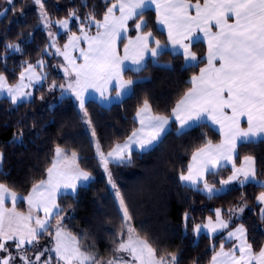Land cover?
Returning <instances> with one entry per match:
<instances>
[{"label":"trees","instance_id":"trees-1","mask_svg":"<svg viewBox=\"0 0 264 264\" xmlns=\"http://www.w3.org/2000/svg\"><path fill=\"white\" fill-rule=\"evenodd\" d=\"M42 2L44 11L52 19H69L72 12L76 13L71 17L69 30L57 36L59 45L67 43L73 33H81V24L84 30L95 31L94 25L88 26L86 16L92 12L97 20H102L111 4V0H87V6L84 0ZM0 12H4L0 15V73L13 84L29 64L39 66L40 60L46 61L44 70L47 73L44 83L36 87L33 99L14 104L7 96H0V151L5 156L0 164V183L23 197L27 196L35 184L46 179L57 147L67 153L75 152L80 167L92 176L91 181L81 185L75 193L59 196V212L52 217V227L47 230L52 236L59 224L74 234L80 248L95 255L101 264L119 256L121 252L117 253L115 249L128 233L116 196L118 191L136 233L156 249L158 258L176 255L178 264H209L221 244L230 248L233 243L226 240L224 233L214 236L202 233L196 237L194 226L213 217L217 208L231 217L232 211L240 204L246 205V213L232 220L230 226L243 223L253 250L258 252L263 248L264 213H261L257 196L264 187L256 182H246L208 195L200 187L189 186L180 179L188 170L196 149L209 140L212 143L221 140V134L213 125L201 122L178 133L173 121L169 131L152 148L133 151L131 159L124 163L110 162L108 167L115 190L109 183L88 129L87 119L95 131L100 151L107 153L137 128L135 115L145 100L156 114L171 117L172 109L191 88V78L206 62L203 41L192 42V49L198 56L195 66L185 64L184 56L179 52L167 51L157 58L159 63L148 59L140 71L127 69L124 72L126 78L136 83L131 93L120 102L103 106L97 100L89 99L81 109L74 97L65 94L60 97V89L47 86L49 82L59 84L67 79L58 72V56L48 51L50 38L41 22L39 5L34 0H13L12 4L0 0ZM141 19L146 21L143 30L168 44L153 9L130 21L129 36L136 33L134 24ZM126 39H122L121 45ZM8 44H18L19 50L7 48ZM19 132L23 133L22 142L14 139ZM245 156L254 157L256 178L264 181V142L239 144L235 167ZM232 165L209 172L206 182L221 184L220 181L231 175ZM27 207L24 199L17 205L20 211L27 210ZM7 253L0 251V257ZM53 259V263H57L55 257Z\"/></svg>","mask_w":264,"mask_h":264},{"label":"snow or ice","instance_id":"snow-or-ice-1","mask_svg":"<svg viewBox=\"0 0 264 264\" xmlns=\"http://www.w3.org/2000/svg\"><path fill=\"white\" fill-rule=\"evenodd\" d=\"M12 4L13 0H6ZM39 5L41 22L49 24L47 12L44 11L42 0H34ZM87 6V0H84ZM155 6L157 19L161 25L167 27V39L169 44H161L154 38L151 32L138 34L135 40L129 38L124 45V55L121 57L117 50V42L123 33L127 31L129 20L140 18L144 11ZM7 9L5 10V12ZM119 15H116V12ZM195 12V15L192 14ZM23 14V13H21ZM4 15V12H0ZM76 13L72 12L71 17ZM69 19L56 21L57 24L67 29ZM88 26H95L97 31L89 36L81 24V35L72 34L68 43L64 45L65 51L60 53L68 61L70 67L64 68L66 74H75L74 80L67 88L75 93L79 99L81 109L84 108V94L89 89L100 93L101 97L107 99L108 85L117 82L118 91L116 96H122L130 91L136 81L123 78L125 69L124 61L131 60L135 68L130 71H140L145 55L157 59L167 51L176 53L177 47L182 49L179 54L184 55L188 66H195L191 62L197 61L196 53L190 50V43H200L207 39V66L200 69L198 76L191 78L193 87L190 88L172 109L174 119L179 123L177 132L186 127H191L195 121L209 119L213 124L220 126L223 140L219 144H213L211 140L193 153V163L188 167V174H181L180 179L191 183L199 182L204 172L218 167L220 162L232 161L236 152L238 141L264 142V0H116L108 7L102 20H97L94 13L86 16ZM232 22H229V21ZM134 27L139 30L146 27V21L140 20ZM213 27L218 31H212ZM198 33H202L199 35ZM51 36L52 33H49ZM86 40L88 49H80V55L84 63L77 64L71 57V49L78 48L79 42ZM154 43L155 47H149ZM171 45V47H169ZM52 46H55L53 38ZM7 48L19 50L18 44H8ZM59 52V48H57ZM215 61H219V67ZM41 65L43 61H39ZM33 65L29 64L24 72L20 74L21 83L16 87L6 84V78L0 75V93H7L12 103L23 100L30 93L22 89L26 87L23 81L25 73L31 72ZM31 79V77H29ZM56 85L54 84L53 87ZM60 87H64L60 85ZM230 110L231 114L226 111ZM140 128L134 130L124 143H116L110 151L105 154L100 151L99 142L96 143L97 153L102 162L105 172L108 173L109 183L115 187L108 171L109 162L124 163L131 159L132 146L139 149L149 148L153 142L159 141L168 130L170 117L153 115L147 100L137 111ZM245 120L247 127H241V121ZM90 123V121H89ZM93 136L95 132L93 131ZM23 133L15 134L14 139L22 142ZM56 156L52 166L47 169V179L40 180L32 188L27 197H18L7 185L0 183V251L8 252L5 241H15V248L19 250L18 256L23 264H32L27 256L25 245L38 243V237L51 226L49 219L52 211L58 209L56 195L61 188L76 190L78 184L89 181L92 177L87 171L80 168L77 163V154L71 153V159L67 157L64 150L56 148ZM4 153L0 151V164L4 161ZM241 167H235L233 163V174L227 180H222V185H228L237 181L241 185L246 182H256L264 187V181L256 180L255 159L251 156L243 158ZM195 170V174H194ZM204 188L209 193L216 191L204 181ZM120 207L123 210L125 222H130L131 217L124 205L123 197L117 191ZM12 203L11 208L5 207L6 200ZM18 199H26L29 206L27 215L16 210ZM257 200L264 203V192H261ZM43 210L44 219L33 215V210ZM240 211H243L241 208ZM217 222L213 224L212 218H208V224L204 228L212 232L228 228V222L220 219V210H216ZM188 219L185 214V220ZM33 223L35 227H33ZM201 225H196L195 230L199 232ZM127 240L121 239L115 251L126 252L132 257L131 262H125L123 257L115 256L103 264H178L176 255L157 258L154 249L146 239H142L135 233V229L127 228ZM246 229L241 225L235 231L228 232L229 238H237L240 243L231 251H224V245H220V251L211 258V264H264V248L256 253L252 245L247 243ZM59 264H101L95 255L82 251L75 236L64 233L58 225L55 234V249ZM237 251L239 256L236 255ZM43 255V253H40ZM40 255L35 259L38 261ZM15 259L11 255L0 257V264H10ZM44 264H50L45 261Z\"/></svg>","mask_w":264,"mask_h":264},{"label":"rangeland","instance_id":"rangeland-1","mask_svg":"<svg viewBox=\"0 0 264 264\" xmlns=\"http://www.w3.org/2000/svg\"><path fill=\"white\" fill-rule=\"evenodd\" d=\"M48 18H49V21H50V23L49 24H44L45 25V28L47 29V32H48V34L49 33H52V35L50 36L49 35V38H50V47L48 48V51L50 50L51 52L50 53H55V55L56 56H58V63H57V68H58V72H62L65 76H66V81L65 82H63V83H53V82H49L48 84H47V86L50 88V89H60L62 92H61V96L60 97H62V95H72V97H74V99L76 100V102H77V97H76V95H75V93H73L70 89H68L67 88V85L70 83V82H72L73 80H74V77H75V74L73 73V74H71V75H69V74H66L65 72H64V68H66V67H70V65L68 64V61L67 60H65V58H64V56L63 55H61L60 53H63L64 51H65V48H64V45L66 44H64V45H59L58 44V39H57V36L60 34V33H64V32H67L68 30H69V27H70V24H71V18H70V21H69V25H68V28L67 29H65V28H63L61 25H59V24H57L56 23V21H58V20H63V19H52V18H50L49 16H48ZM65 19V18H64ZM77 34V33H76ZM53 38H54V40H55V46H52V43H53ZM57 48H59V52H57ZM70 51V55H71V57H73L74 59H75V61H76V63H77V48L76 49H71V50H69ZM73 53H76V55L75 56H73ZM40 61H43V64L41 65L40 63H38V65L39 66H33V69L31 70V72H27V73H25V80L23 81V83H24V85H26V87H24L22 90L24 91V92H27V93H30V95H28V96H26V97H24V99L23 100H20V101H24V100H30V99H33L34 97H35V92H36V87L38 86V85H41V84H43L44 83V81L46 80V78H47V73H46V71L44 70V65H45V63H46V61L45 60H40ZM28 67V66H27ZM25 71V70H24ZM23 71V72H24ZM0 75H3L4 77H5V75L4 74H1L0 73ZM29 77H31V79H29ZM6 78V77H5ZM21 83V81H20V77H19V80L16 82V83H9L8 81H7V79H6V84L8 85V86H11V87H16L18 84H20ZM56 85L55 86V88L53 87V85ZM60 85H63L64 87H60ZM0 96H7L8 98H10V96H8V94L7 93H0ZM11 99V98H10ZM20 101H18V102H20ZM87 121V124H88V129H89V131H90V133H91V136H92V138H93V141H94V143L96 144L97 143V141H98V139H97V137H96V134H95V136H93V131H94V129H93V127L90 125V123H89V121H88V119L86 120ZM95 132V131H94ZM108 171H110V169H109V167H108ZM111 172V171H110ZM106 174H107V176H108V173L106 172ZM108 179H109V177H108ZM111 179H112V181L114 182V179H113V177H112V174H111ZM228 179V178H227ZM227 179H225V180H227ZM256 180L258 181V179L256 178ZM239 182H237V181H232L230 184H228V185H222V184H219V185H214V184H210V183H208L207 182V184L209 185V186H211V187H213L216 191H214L213 193H209L208 191H206L205 190V188L203 187L202 188V190L205 192V193H207L208 195H212V194H214V193H220V192H223V191H225V190H227L231 185H233V184H238ZM114 184H115V182H114ZM111 186H112V184H111ZM112 188L115 190V188H116V185H115V187H113L112 186ZM262 192H264V191H262ZM18 194V193H17ZM260 194V193H259ZM117 196V195H116ZM259 196V195H258ZM257 196V197H258ZM117 200H118V203H119V198L117 197ZM257 202L260 204V209H261V213H264V203H261V202H259L258 200H257ZM28 206V205H27ZM119 206H120V204H119ZM243 209V211H240V209ZM120 209H121V212H122V214H123V210H122V208L120 207ZM217 209H219L220 210V219H222V220H224V221H227L228 222V228H226V229H222V230H217L216 232H212L210 229H207V228H204L203 226L204 225H206V224H208V218L204 221V222H201V223H198V224H196V225H201L202 227H201V230L199 231V232H197L196 230H195V226H194V228H193V232H194V234H195V236L196 237H199L202 233H206V234H208V235H210V236H214V235H217V234H219V233H224V235H225V238H226V240H231L232 241V243H233V245L230 247V248H228V247H225L224 246V251L225 250H229V251H231L232 249H233V247H235V246H237V245H239V243H240V241L237 239V238H235V237H233V238H229L228 237V232H230V231H235V229L236 228H238V227H240L241 225H243V223H241V222H239V223H237L236 225H234L233 227H231L230 226V222L232 221V220H235V219H238V218H241V217H243L244 216V214L246 213V205L245 204H240L239 206H237L233 211H232V214H231V217H227V216H225L224 215V213H223V211H222V209L221 208H217ZM216 209V210H217ZM18 212H21V213H24L25 215H27L28 214V212H29V206L27 207V210H25V211H20V210H17ZM33 215L34 216H39L41 219H44L45 217H44V215H40V213H38V212H36V211H34L33 210ZM212 218V222H213V224H215L216 222H217V216H216V213H215V215L213 216V217H211ZM51 220H52V217L49 219V223H50V227H52V222H51ZM126 224H127V228L129 227V226H131L132 228H134L133 227V224H132V221L130 220V222H126ZM59 224H57L56 226H55V229L57 228V226H58ZM33 227H35V224L33 223V225H32ZM49 227V228H50ZM243 227L246 229V227L243 225ZM48 228V229H49ZM64 230V229H63ZM56 232V231H55ZM55 232L53 233V236L51 235V233H50V231H46V232H44L43 234L45 235V236H43V234L42 235H40L39 237H38V243L37 244H34V245H25V248H26V250H27V256L29 257V259L32 261V264H44V262L45 261H50V264H57V263H53V258L55 257V260H57L58 261V257H57V254H56V252L54 251V249H55ZM64 233H68V234H70V235H72V236H75L74 234H72V233H70V232H68V231H66V230H64L63 231ZM135 233H136V231H135ZM137 234V233H136ZM245 236H246V240H247V243H249L248 242V239H247V231H246V233H245ZM76 237V236H75ZM127 237H128V234H127ZM127 237H126V239L125 240H127ZM77 238V237H76ZM143 239V238H142ZM78 240V239H77ZM15 241H12V240H9V241H5V246H6V248L8 249V252L10 253V252H12L11 253V255L13 256V257H15V259H13L12 261H10V264H23V261L20 259V257L18 256V252H19V250L18 249H16L15 248ZM263 248H264V246H263ZM11 250V251H10ZM13 250V251H12ZM82 250V249H81ZM221 249L220 248H218L217 250H216V252L214 253V255L217 253V252H219ZM83 251V250H82ZM1 252H3V251H1ZM254 252H256V251H254ZM259 252V251H258ZM258 252H256V253H258ZM9 253H7L6 255H5V258L8 256V254ZM40 253H43V255H40ZM37 255H40V259L37 261L36 259H35V257L37 256ZM236 255L237 256H239V252L237 251V253H236ZM120 257H123V260L125 261V262H131L132 261V257L128 254V253H126V252H121V254L119 255ZM158 258V257H157ZM62 262V263H61ZM60 263L61 264H63V261H60Z\"/></svg>","mask_w":264,"mask_h":264},{"label":"crops","instance_id":"crops-1","mask_svg":"<svg viewBox=\"0 0 264 264\" xmlns=\"http://www.w3.org/2000/svg\"><path fill=\"white\" fill-rule=\"evenodd\" d=\"M116 2V0H111V4L112 3H115ZM192 3H196V1H191ZM200 3H203V2H200ZM111 4H110V6L109 7H111ZM151 9H153L155 12H156V10H155V6H153ZM192 14L193 15H195V12L194 11H192ZM116 15H119V12L117 11L116 12ZM156 16H157V12H156ZM142 20H144V19H142ZM130 21L131 20H129L128 21V23H127V31H126V33H123L122 34V36H121V39L117 42V50H118V53H119V55L122 57L123 55H124V45H126L127 43H128V39L129 38H131V39H133V40H135V38H136V36L138 35V34H144V33H147V32H150V31H145V30H143L144 29V27H142L141 29H139V30H137L136 31V33L134 34V35H132V36H129L128 34H129V30H130ZM145 21V20H144ZM140 22V20H138V22L137 23H139ZM229 22H232L231 20L229 21ZM157 23H158V26L162 29V30H164L165 31V33H166V37H167V27L165 26V25H161L159 22H158V19H157ZM84 31H86L87 32V34L89 35V36H93V35H95L96 34V31H97V29H95V31H90V30H84ZM212 31H218V29H216L215 27H213V29H212ZM199 35H202V33H198ZM76 35H81V33H77ZM154 36V35H153ZM127 38L125 41H124V43L121 45V41H122V39L123 38ZM154 38H155V36H154ZM156 39V38H155ZM158 40V39H157ZM160 41V40H159ZM167 41H168V39H167ZM161 42V41H160ZM203 42L205 43V45H206V54H205V57H206V55H207V51H208V47H207V39L205 38L204 40H203ZM68 43V42H67ZM185 43H190V50L192 51V52H194V50L192 49V42H190V41H188V40H185ZM161 44H164L163 42H161ZM168 44H169V41H168ZM149 47H155V44L154 43H150L149 44ZM169 47H171V45H169ZM80 49H84L85 51H87V49H88V42L86 41V40H81L80 42H79V45H78V48H77V64H82V63H84V60H83V57L80 55ZM180 51H182V49H179V47H177V49H176V52H180ZM195 53V52H194ZM76 55V53H73V56H75ZM184 56V55H183ZM196 56H197V54H196ZM197 58H198V56H197ZM148 59H153L152 57H150L149 55H145V58H144V61H143V64L145 65V63L148 61ZM184 59H185V64H187L188 65V62L186 61V58H185V56H184ZM198 62V59H197V61H192L191 63L192 64H196ZM215 63H216V66L217 67H219V61H215ZM124 65L125 66H127V67H125V69H124V71H123V78L125 79V80H127L128 78H126L125 76H124V72L127 70V69H129V68H135V67H137L136 65H134V64H132V61L131 60H126V61H124ZM207 66V60H206V62H205V64L201 67V68H205ZM200 68V69H201ZM200 74V70H199V72L196 74V75H194V76H198ZM193 87V84L191 85V88ZM132 89H133V86H132ZM132 89L130 90V91H127V92H125L122 96H119V97H117L116 96V92L119 90L118 89V87H117V82H115V81H113L110 85H108V91H107V99L106 98H104V97H101L100 96V93L99 92H97L96 90H94V89H89L88 90V92H86L85 94H84V97H85V99H84V106H85V104H86V102L89 100V99H94V100H97L100 104H102L103 106H110V105H112V104H114V103H117V102H120L122 99H124L126 96H128L130 93H131V91H132ZM72 96V95H71ZM184 97V96H183ZM182 97V98H183ZM77 104L79 105V107H80V103H79V99L77 98ZM151 106V105H150ZM142 107V106H141ZM140 107V108H141ZM81 108V107H80ZM139 108V109H140ZM151 109H152V106H151ZM226 111L228 112V114H231L230 113V110H227L226 109ZM152 114L153 115H160V114H156L154 111H153V109H152ZM162 116H164V115H162ZM167 117H170V116H167ZM135 118H136V121H137V128L135 129V130H137V129H139L140 128V123H139V117H137V113H136V115H135ZM173 121H175L176 122V124H177V129L179 128V123L174 119V117H173V113H172V116L170 117V120H169V126H168V130L162 135V137H161V139L165 136V134L169 131V129L171 128V126H172V123H173ZM201 122H208V123H210L211 125H213L218 131H219V133L221 134V140L219 141V142H217V143H213V144H219L222 140H223V135H222V133H221V131H220V126L219 125H216V124H213L212 123V121L211 120H209V119H202V120H200V121H195V122H193L192 124H191V127H193V126H195V125H197V124H199V123H201ZM191 127H186L185 129H183L182 131H184V130H187V129H189V128H191ZM241 127H244V128H246L247 127V123H246V121L245 120H242L241 121ZM132 134V133H131ZM160 139V140H161ZM127 140V139H126ZM126 140H124L123 142H121V144L122 143H124ZM159 140V141H160ZM159 141H155V142H153V144L149 147V148H147V149H139L137 146H135V145H133L132 146V152L133 151H146V150H148V149H150V148H152L153 146H155ZM242 142H244V141H238L237 142V146H236V152L233 154V160L232 161H221L220 162V164H219V166L218 167H215V168H212V169H209L208 171H206V172H204V174H203V176L200 178V180H199V182H197V183H191V182H188V181H183L185 184H187V185H189V186H192V187H200L201 189L204 187V181H206V176H207V174L209 173V172H211V171H214V170H218V169H220V168H223V167H225V166H228V165H231V164H233L234 163V160H235V158H236V156H237V151H238V146H239V144H241ZM203 147V146H202ZM65 152V151H64ZM132 152H131V154H132ZM65 154L67 155V157L69 158V159H71V153H67V152H65ZM105 154H107V153H105ZM56 156V155H55ZM193 156V155H192ZM55 159V158H54ZM77 163L79 164V156L77 155ZM110 163V162H109ZM113 163H116V162H113ZM193 163V161H192V158H191V161H190V164H192ZM243 163H244V160H242V163L240 164V165H238V166H236L237 168H239V167H241L242 165H243ZM189 164V165H190ZM52 166V165H51ZM80 166V165H79ZM81 168V167H80ZM255 168H256V164H255ZM82 169V168H81ZM85 171V170H84ZM188 174V170L184 173V175H187ZM194 174H195V170H194ZM233 174V171H232V173H231V175ZM230 175V176H231ZM92 177V176H91ZM229 178V177H228ZM46 179H47V177H46ZM46 179H44V180H46ZM92 179V178H91ZM91 179L89 180V181H87V182H84V183H82V184H78L77 185V188H76V190L73 192L71 189H63V188H61V190H60V192L56 195V204H58V198H59V196L61 195V194H63V193H75L76 191H77V189L81 186V185H86V184H88L90 181H91ZM239 184V183H238ZM32 191V190H31ZM31 191H30V193H31ZM29 193V194H30ZM28 194V195H29ZM27 195V196H28ZM17 196L18 197H23L22 195H20V194H17ZM27 196H24V197H27ZM22 199H18L17 200V203H16V210H18V208H17V205H18V203L21 201ZM25 200V203H26V205H28V202H27V200L26 199H24ZM59 205V204H58ZM5 207H7V208H11L12 207V203H11V201H10V199L9 200H6V203H5ZM59 209L60 208H58V209H54L53 211H52V216L51 217H53V216H55L58 212H59ZM34 211H36V210H34ZM36 212H38V213H40V215L42 216V215H44V212H43V210L41 209V210H39V211H36ZM62 228V227H61ZM63 229V228H62ZM55 231H56V229H55ZM64 231V230H63ZM55 234H56V232H55ZM54 234V235H55ZM230 250V249H229ZM228 249L227 250H225L226 252L227 251H229ZM209 264H211V262L209 263Z\"/></svg>","mask_w":264,"mask_h":264}]
</instances>
